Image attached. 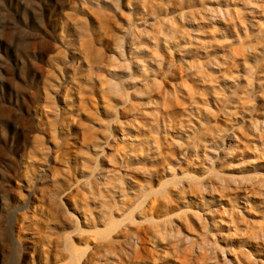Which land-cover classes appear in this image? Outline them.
Instances as JSON below:
<instances>
[{"label": "rangeland", "instance_id": "374dc122", "mask_svg": "<svg viewBox=\"0 0 264 264\" xmlns=\"http://www.w3.org/2000/svg\"><path fill=\"white\" fill-rule=\"evenodd\" d=\"M0 264H264V0H0Z\"/></svg>", "mask_w": 264, "mask_h": 264}]
</instances>
